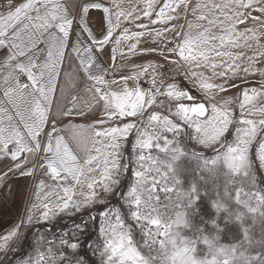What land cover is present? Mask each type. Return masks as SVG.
I'll return each instance as SVG.
<instances>
[{
	"label": "snow or ice",
	"instance_id": "6c2138e0",
	"mask_svg": "<svg viewBox=\"0 0 264 264\" xmlns=\"http://www.w3.org/2000/svg\"><path fill=\"white\" fill-rule=\"evenodd\" d=\"M190 3L136 0L125 8L122 0H4L0 161L11 163L0 172V186L7 188V180L17 174L33 177L37 168L47 178L35 183L25 214L0 234L5 259L18 251L34 223L107 205V196L117 192L129 171L123 149L134 134L135 179L126 195L121 193L126 211L100 212L99 242L90 248L96 259L87 249L81 252L76 238L61 240L55 252L48 242L25 264H264V188L256 187L257 175L264 174V69L256 67L264 63V0H206L192 6L195 20L187 22L186 31L176 24L169 28L181 12L186 18ZM92 10H99L106 23L101 38L89 26ZM142 18L163 27L138 23L141 31L124 27L114 37L122 22ZM169 32L175 33L173 47H139L142 38L151 37L155 44ZM83 33L91 44L81 45ZM110 42L113 69L124 67L115 61L117 53L128 59L121 45L130 42L127 52L133 56L159 53L171 64L186 65L185 79L204 99L176 83L158 82L162 65L151 61L132 63L128 74L106 79L108 70L93 49L102 52ZM73 54L74 71L90 82L91 98L73 96L71 107L54 113L58 80ZM240 72L243 88L231 82ZM64 75L71 79V73ZM249 75H259L258 86H249ZM143 77L149 78L147 89L140 85ZM229 89L238 94L221 95ZM89 114L97 117L92 124L63 123ZM182 136L214 155L189 152ZM189 157L198 163L196 177L186 181L182 162ZM221 174L222 186L216 183Z\"/></svg>",
	"mask_w": 264,
	"mask_h": 264
},
{
	"label": "crops",
	"instance_id": "0c3cea01",
	"mask_svg": "<svg viewBox=\"0 0 264 264\" xmlns=\"http://www.w3.org/2000/svg\"><path fill=\"white\" fill-rule=\"evenodd\" d=\"M104 3L108 4L110 3V0H103ZM159 2V0H158ZM206 0H191L189 10L187 12L186 18L185 14L183 12L180 13V19L172 21L168 27L171 28L173 24L176 25H181L183 26V30H187V22L188 21H194L195 17L192 15V6H194L196 3H204ZM123 6L125 8L129 7V4H135L136 0H122ZM143 5H140L142 7ZM91 20L89 23L90 28L92 29L93 34L97 38L102 37V30L103 27H106V23L102 25V13L99 10H92L90 13ZM138 23H145L149 24V21L147 18H142L140 21H134V22H122L121 26L119 29L116 30L114 33V37L119 35L121 33V30L124 27L129 28L130 31H141L142 29H137L135 27L136 24ZM74 27H76L74 25ZM162 25H151L149 24L150 29H159L162 28ZM241 28L243 27L242 25L240 26ZM249 27H253V24H249ZM76 35H73V41L76 39ZM167 39H163L162 42L158 41L157 43H153V40L151 37H145L142 38L140 48L144 47H157V48H171L174 46L173 38L175 36V33L169 32L166 34ZM80 42L81 45L87 46L91 44V41L87 37V33H83L80 35ZM262 42H264V38H262ZM127 43L130 42H123L121 47L123 48L126 56L128 59H124L120 57L119 53H117V58L115 61L116 65H124V67L121 69L119 67L113 69L111 67L112 61H111V49L114 46V43H109L108 45L104 46V50L102 52L96 51V49H93L94 55L97 57V62L102 65L104 69L108 70V76H106V79H112V78H119L120 75L128 74L130 71H132L131 64L136 63V64H141V63H147L149 61L162 65L169 68L170 71L172 72L173 77H169L164 75L161 72V68L158 69L159 72V77H158V82L160 80H168V81H174L176 84H179L180 88L186 89L190 92V90L195 91L199 95V97H204L200 92H198L194 87L191 81L185 79L184 77V72L187 70V66L181 65L177 66L174 64H171L169 61L164 60L163 57L159 55V53H148V54H137L133 56L132 54L127 52ZM248 55H251V51L245 49L244 50ZM166 55L170 57V59H177L175 54L166 52ZM0 57H2V52H0ZM246 63V61H245ZM78 61L75 60L74 54L71 60L66 59L64 65H63V73L61 77L58 80V85H57V91L55 93L54 97V104H53V112H57L61 109H64L66 107H71V98L73 96L81 97L86 100L90 101L91 94L86 92L87 87L89 86V81L83 76L82 73L74 71L75 67L77 66ZM257 68L264 69V63L260 65L258 62L256 64ZM64 73H71V79L67 76L64 75ZM205 75H210L209 71H205ZM244 73L240 72L239 77L234 78L231 82L240 84L241 88L244 86V84L241 83L240 77H244ZM3 76V72H0V77ZM171 79V80H169ZM248 83L252 84L254 82L259 81V75H249L247 77ZM149 78L148 77H143L141 78L140 85L141 87L147 89L150 87V84L148 82ZM219 82V81H217ZM168 83V82H166ZM132 84L131 82L129 83V87H131ZM238 91V89H229L227 93L221 94L222 96H231L233 92ZM229 93H231L229 95ZM192 94V93H191ZM197 100L199 97L195 96ZM219 99V97H217ZM81 107H83V103L81 102ZM97 117L89 114L86 117H80V116H72V117H67L64 118L63 123H76V124H92L94 120ZM58 126H63V124L58 125ZM106 126V125H105ZM96 127L99 129L100 125H96ZM32 158H30L31 161ZM1 163V161H0ZM31 166V165H30ZM8 166L5 167V170L7 169ZM4 168L0 165V172H3ZM37 179L34 181L33 187H35V183L38 181L40 178H44L47 180L46 177L43 176V171L39 168H37V174H36ZM34 177H21L18 174L16 175L15 180L13 181H8L6 182L8 187L4 188L3 186H0V234H3L4 231H6L8 228H10L12 225H14L18 219L22 216L25 206H27L28 199L30 200L31 193L34 191V188L32 189L31 193L29 194L30 186H31V181L33 180ZM51 183V181H48ZM29 195V197H28Z\"/></svg>",
	"mask_w": 264,
	"mask_h": 264
},
{
	"label": "rangeland",
	"instance_id": "374dc122",
	"mask_svg": "<svg viewBox=\"0 0 264 264\" xmlns=\"http://www.w3.org/2000/svg\"><path fill=\"white\" fill-rule=\"evenodd\" d=\"M262 63H260L261 65ZM169 70V68L163 66L161 67V72L169 77H173L172 72L170 74H166L165 70ZM171 80V79H169ZM260 80V77H259ZM164 84L168 83H176L174 81H168L166 79L162 80ZM258 82H254L249 84V86H258ZM179 86V84H177ZM245 86V85H244ZM243 86V87H244ZM180 87V86H179ZM242 87V88H243ZM193 96L199 97L195 91L190 90ZM231 93H229L230 95ZM238 94V91L233 92L231 94L232 97H235ZM158 99H165L164 97H159ZM198 100H203L202 97H199ZM163 111V109H160ZM236 112H239L238 106L236 107ZM186 131H191L190 129H186ZM234 135V130H233ZM135 136L131 134L128 138L129 142L125 144L123 149V156H124V163H127L129 166V171L124 174L122 177V182L120 187L117 189V192L107 196L108 203L107 205H95L90 209H86L83 212L76 213L74 215L69 214H60L54 219L43 222V223H34L32 226L28 227L24 232V238L18 244V251L9 252L7 254L6 259L4 258L3 254H0V259L4 260V264H25V262L29 258H35L36 252L39 249L40 251H44L49 246L48 242H52L53 251L55 252L57 249L60 248V241L63 239H68L70 241L75 240L76 238L79 239L81 244V252L83 253L86 249L88 250V256L95 260V257L91 256V247H95V245L99 242V226L103 220V217L100 215L102 210H115L117 208L121 209L122 212L126 211L124 208V200L121 195L123 193L126 195L128 187L134 182V170H135V151L132 148V143L134 142ZM182 143L186 147V149L191 152L193 149L196 151H201L204 153L205 156L211 157L214 153L210 149H201L196 146L193 142L189 141L186 136H182ZM232 137H229V141H231ZM10 161H1L0 165L4 168L6 166H10ZM184 177L187 180H191L196 177V172L194 171L197 168V161L192 158L185 159L183 162ZM31 163L29 164V166ZM36 172L34 173V178L31 181V186L29 190V194L31 193L32 189L34 188V181L37 179ZM15 176H11L8 181L15 180ZM225 178L223 174L216 178V183H219L221 186L224 184ZM210 190L212 187V179L209 178V184L207 186ZM256 187L257 188H264V174H258L256 178ZM99 191V190H98ZM29 197V195H28ZM27 202H29V199ZM27 206H25L26 209ZM25 209L22 216L25 214ZM95 217V219H92ZM81 228H85L86 230L82 233L80 231ZM256 235H259L260 232V225L257 223L256 225ZM43 238V239H42ZM254 251H259V248L256 247Z\"/></svg>",
	"mask_w": 264,
	"mask_h": 264
},
{
	"label": "built area",
	"instance_id": "2783aa9c",
	"mask_svg": "<svg viewBox=\"0 0 264 264\" xmlns=\"http://www.w3.org/2000/svg\"><path fill=\"white\" fill-rule=\"evenodd\" d=\"M15 2H20V0H15ZM3 3H4V0H0V11H3ZM163 70H165L166 74H170V71L169 70H166V68H163Z\"/></svg>",
	"mask_w": 264,
	"mask_h": 264
}]
</instances>
